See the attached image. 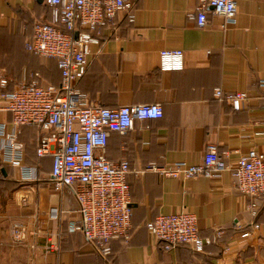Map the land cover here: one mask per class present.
Masks as SVG:
<instances>
[{
    "label": "crops",
    "instance_id": "obj_1",
    "mask_svg": "<svg viewBox=\"0 0 264 264\" xmlns=\"http://www.w3.org/2000/svg\"><path fill=\"white\" fill-rule=\"evenodd\" d=\"M198 4L136 0L134 21L128 10L117 11L91 45L88 71L77 83L78 101L163 107L162 118L136 120L132 130L108 139L107 158L131 167L130 239H113L112 254L103 257L83 233L71 230L80 219L79 202L70 189L54 188L53 160L37 157L38 131L26 125L23 163L38 167L37 178L25 179L20 167L0 158V264H264V202L260 227L243 237L252 221L251 197L237 188L230 170L192 179L144 171L152 164L200 163L209 143L229 152L230 165L251 149H264V0H237L235 24L209 12L204 28L190 17ZM52 20L44 0H0V80L8 79V91L33 80L61 82L57 58L27 47L35 25ZM175 48L184 51V69L161 70L160 51ZM218 87L246 93V107L234 110L218 99ZM0 123L9 130L12 115L0 113ZM181 211L196 213L202 235L212 240L204 252L166 250L149 233V221ZM18 223L25 227L21 240L13 233Z\"/></svg>",
    "mask_w": 264,
    "mask_h": 264
},
{
    "label": "built area",
    "instance_id": "obj_2",
    "mask_svg": "<svg viewBox=\"0 0 264 264\" xmlns=\"http://www.w3.org/2000/svg\"><path fill=\"white\" fill-rule=\"evenodd\" d=\"M44 1L52 8L53 20L35 25L27 47L36 55L57 58L62 80L59 84L47 85L33 80L8 91V79L1 78L0 113H10L12 123L9 130L0 123V158L20 167L25 179L37 178L38 167L23 163L26 145L20 139L24 126L36 127L39 135L35 153L38 158H52L54 188L57 191L70 189L79 202L80 219L71 224V230L83 233L103 257H109L113 239H130L134 209L128 179L130 163L107 158L108 139L113 132L125 134L132 130L136 120L162 118L164 110L159 103L112 108L86 98L76 100L82 94L77 83L88 71L91 45L100 42L101 29L117 11L128 10L130 21H134L132 11L136 0ZM209 12L222 16L226 25L235 24L237 0H199L190 17L204 28L209 22ZM159 57L163 71L185 67L183 49H162ZM260 84L264 86V80ZM215 96L227 100L234 110L246 107L244 92L226 94L218 87ZM229 155L227 151H220L216 143H209L200 163L152 164L144 171L192 179L230 170L237 188L251 197L247 210L252 221L242 233L247 237L252 233L250 228L260 227L256 219L264 202V149H251L233 165L227 161ZM147 229L166 250L187 246L192 251L204 252L206 245L212 243L202 235L198 216L191 211L158 215L147 223ZM13 233L21 240L25 227L18 223Z\"/></svg>",
    "mask_w": 264,
    "mask_h": 264
},
{
    "label": "trees",
    "instance_id": "obj_3",
    "mask_svg": "<svg viewBox=\"0 0 264 264\" xmlns=\"http://www.w3.org/2000/svg\"><path fill=\"white\" fill-rule=\"evenodd\" d=\"M256 222H257V219H256ZM159 244H162V243H159ZM163 245V244H162ZM164 247V246H163ZM182 247H187V246H182ZM189 248V247H188ZM199 253H201V252H199Z\"/></svg>",
    "mask_w": 264,
    "mask_h": 264
}]
</instances>
